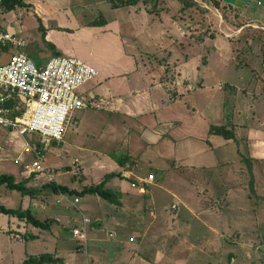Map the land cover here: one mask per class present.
Masks as SVG:
<instances>
[{
  "label": "crops",
  "instance_id": "crops-1",
  "mask_svg": "<svg viewBox=\"0 0 264 264\" xmlns=\"http://www.w3.org/2000/svg\"><path fill=\"white\" fill-rule=\"evenodd\" d=\"M23 1L29 4L28 8L33 10V14L39 20L42 38L38 36L40 39L32 45L34 47L28 48L25 45L20 49H23L22 52L33 62L36 61L37 65H43L49 58L57 55L75 56L86 62L80 57L82 51L78 44L66 43L63 31L54 29L66 27L55 25L59 14L72 20L77 31L87 29L91 33L96 31L97 35L92 33L95 39L104 36L110 26L108 19L97 11L95 12L98 14L97 18L78 23L72 18V0ZM249 1L226 0L229 4L224 3L226 6L233 4L241 8L247 6ZM141 5L138 3L131 6L134 7V16L131 19L126 22L115 19L113 22L119 37L125 33L122 27L127 31V35H131L129 37L133 43V46L130 45L132 50L122 54L123 61L116 65L113 75L103 76L105 83H102L99 89L96 91L86 87L83 89L94 96L95 100L103 103L98 109L105 111L96 112L92 116L94 128L87 129L90 131L86 136L96 137L100 142L107 137L115 144L106 148H87L88 152L96 156L94 163L98 166L97 170L103 172L101 181L107 174H117L105 182L107 188L120 194V204H114L113 207L117 210L113 212L119 213L123 209L121 206L125 204L126 187L123 185L125 179L129 180V187L133 191L136 190L135 193L138 195L146 194L151 187L162 188L164 181L168 179V189L173 184L174 191L171 193L184 205L181 214L191 218L185 225L195 229L198 227L201 232L212 233L217 237L227 227L230 233L236 234L234 240L238 237L245 238L242 242L245 249L263 248L264 96L261 94L248 108L245 101H234L232 95L235 85L230 80L224 82L225 93L220 92L219 88L217 90V84L210 82V75L206 74L210 70H205L201 64L194 65L193 58L197 57V61L199 53L191 54L187 50L189 46L187 40L182 42L181 39L174 50L169 45L168 41H172L169 31L173 29L178 31L179 28L182 30L181 26L179 28L173 26L174 23L178 25L180 23L175 18H173L175 21L172 18L169 20L164 18L161 11L150 12L146 4L142 6L143 8ZM116 8L118 7L112 9ZM94 22H99V25H92ZM183 37L189 39L187 32L183 31ZM111 78L114 80H110ZM74 122L77 123L76 120ZM212 125H222L232 135L225 137L211 133ZM84 131L86 128L82 133ZM51 143L57 144L54 141ZM24 165L17 176L10 173L15 181L22 179V182H28L26 179L30 175V170L24 168ZM43 168L46 166L40 163L31 169V172L36 169L44 170ZM34 173H31V186L26 185L28 188L35 187L34 183L45 177L48 182H42L43 185L54 182L69 189H76L64 184V181L60 182L58 178L55 179L49 169L46 172L44 170L41 173ZM161 174L162 180L159 179ZM143 179L146 182H143ZM132 183L138 185L132 187ZM36 186L35 188H40ZM139 186H142L143 191H140ZM56 193L57 204L64 200L68 201L65 195L67 193ZM21 196L23 201L17 208L22 210L29 208L37 217L34 211L38 208L41 210L43 204L39 203L40 199L22 193ZM99 197L97 198L100 199ZM70 202L66 204L67 208L72 206ZM208 202H212V206L219 202L218 207H213L221 208L216 216L211 215V219H205L210 213L206 208ZM31 203L37 207H32ZM79 204L80 200L78 207ZM107 206L111 207L110 204ZM111 211L112 208L108 214L104 212L102 215L107 217ZM37 214L40 216L38 212ZM53 217L59 220L57 216ZM39 219L42 220V216ZM110 219L113 223H119L115 216ZM44 230L15 215L0 213V231L7 233L9 238L45 239ZM249 230L250 235H247ZM49 237L50 242H53L51 244L47 242L46 247L51 249L46 253L61 261L45 264H74L78 261L76 253L67 244L57 245V240L50 235ZM108 237H114L113 232H108ZM87 239L88 228L85 242ZM218 241L220 242V238ZM6 247L7 243L0 244V249ZM96 247L97 245L95 250ZM4 255L5 252H0L1 257ZM25 256L26 254L18 262L9 260V264H20L28 258Z\"/></svg>",
  "mask_w": 264,
  "mask_h": 264
},
{
  "label": "rangeland",
  "instance_id": "rangeland-1",
  "mask_svg": "<svg viewBox=\"0 0 264 264\" xmlns=\"http://www.w3.org/2000/svg\"><path fill=\"white\" fill-rule=\"evenodd\" d=\"M72 1V18L78 23L97 18L98 14L95 13L97 11L108 19L110 25L104 36L95 39L93 34L97 35L96 31H93V34L89 29L77 31L74 22L68 20L65 15L59 14V18L55 20V25L66 26L62 29L54 28L63 31L65 42L78 44L82 51L80 57L99 71L93 81L80 89L86 87L96 91L105 83L103 76L113 75L116 65L122 63V54L132 50L130 45L133 46V43L129 37L131 35H127V31L122 27L125 33L119 37L113 22L115 19L122 22L131 19L134 16V7L119 6L114 10L110 0ZM217 1L220 3L219 6H216L213 0H155L147 3L146 7L152 9V12L161 11L162 16L168 20L175 18L180 24H173L172 21L170 23L176 28L181 26L189 39L183 37L180 28L178 31L170 30L172 41L168 43L172 49L176 48L181 39L182 42L187 40L189 44L187 50L191 54L199 53L197 61V57L193 58L194 65L201 64L205 70H210L206 74L210 75V82L216 83V88L220 89V92L225 93L224 82L230 80L235 85L232 95L234 101H245L249 108L256 98L261 94L264 96V0H250L247 6L241 8L233 4L226 6L225 3L229 4L226 0ZM186 2L190 3V6L186 7L184 5ZM141 4V7L145 6L144 3ZM32 11L25 6L6 9L0 4L3 27L24 39L28 48L34 47L32 45H35L40 39L38 36H41L39 20ZM66 43L64 45L68 46ZM16 50L23 51L16 46H9L0 51V63L5 62ZM101 111L105 112L98 108L70 112L60 144L50 143L35 133L19 135L0 125V175L11 173L17 176L24 164V168H27L33 160H38L31 147L34 148L37 143L43 147L42 140L46 145L42 150L44 158L40 159V163L46 166L43 168L45 172L49 169L55 179L64 181V184L75 187L78 191L89 186L87 184L95 185L101 181L103 172L97 170L98 166L94 163L96 156L88 152L87 148L97 149L115 145L114 141L107 137L100 142L96 137L86 136L88 131L94 128L92 116ZM75 120L78 124L74 122ZM85 128L86 131L82 133ZM76 166L79 170L73 173ZM44 170L36 169L33 172L28 170L30 175L26 180L30 182L31 173H41ZM57 174H60L59 177H56ZM47 176L50 177V174ZM161 177L162 174L159 176L160 180ZM28 182L24 184L29 187L31 182L30 184ZM42 182L48 180L42 177L38 183L36 181L37 184L34 183V186L38 185L40 188L32 187L34 192L30 197L40 199L39 203L43 204L41 210L38 208L37 211L35 209L37 205L31 203L32 207H35L34 212L37 217L42 216V220L50 223V229L44 230L45 239L9 238L7 233L0 231V244L8 245L0 249V252H5L4 256H0V264H9V260L18 262L25 254L27 257H37L41 253H46L51 249L46 247L47 242L51 240L49 235L57 240V245L67 244L76 253L78 261L74 264H264V247L245 249L242 246L245 238L238 237L234 240L236 234L230 233L227 227L217 237L212 233L201 232L198 227L195 229L185 225L191 218L181 214L184 205L171 193L174 191L173 184L168 189V179L164 181L162 188L151 187L142 195L135 193L136 190L133 191L129 187V180L125 179L123 185L126 187V199L119 213L113 212L117 210L113 203L100 197L98 199L96 194L87 193L83 196L65 194L69 202L78 196L79 209L91 220L86 242L73 237L70 231L75 221L78 222L80 215L78 209L73 206L67 208L66 204L69 203L67 200L57 204L58 193L43 187ZM22 201L19 191L11 190L5 184L0 185V203L17 208ZM173 204H176L175 208H172ZM213 206L218 207L219 204ZM213 206L212 202L206 203L210 213L205 219H211V215L216 216L215 214L219 213L221 208L214 209ZM110 208L111 214L107 217L102 215L104 212L108 214ZM53 216H57L59 220ZM112 216L119 221L118 224L111 221ZM108 232H113L114 237H108ZM247 235H250V230Z\"/></svg>",
  "mask_w": 264,
  "mask_h": 264
},
{
  "label": "built area",
  "instance_id": "built-area-1",
  "mask_svg": "<svg viewBox=\"0 0 264 264\" xmlns=\"http://www.w3.org/2000/svg\"><path fill=\"white\" fill-rule=\"evenodd\" d=\"M25 45L24 39L3 27L0 18V51L9 46L21 48ZM97 75L93 66L78 57L57 55L37 65L24 52L16 50L7 61L0 63V125L19 135L35 133L50 143L61 142L70 112L102 107L94 96L80 89ZM41 142L43 147L38 143L31 147L38 160L27 165L30 171L44 158L42 150L46 142ZM78 170L74 167L73 173ZM137 185L131 184L132 187ZM138 188L143 191L142 186ZM78 202V197L70 202L80 214L70 231L73 237L85 241L91 220L79 209ZM175 207L173 204L172 208Z\"/></svg>",
  "mask_w": 264,
  "mask_h": 264
},
{
  "label": "trees",
  "instance_id": "trees-1",
  "mask_svg": "<svg viewBox=\"0 0 264 264\" xmlns=\"http://www.w3.org/2000/svg\"><path fill=\"white\" fill-rule=\"evenodd\" d=\"M112 7H122V6H135L138 3H144L147 4L149 2L155 1V0H110ZM214 4L216 6H219L220 3L217 0H213ZM187 3V4H186ZM184 5L190 6V3L186 2ZM1 4L6 8V9H13L16 6H25L28 7L29 4L24 2L23 0H2ZM153 8H155L153 6ZM150 12L152 11L149 10ZM95 25H99V22H94ZM211 133H217L221 134L225 137H229L232 135L231 132H229L224 126H217V125H212L210 128ZM117 176L115 173L107 174L101 182L95 184V185H90L86 186L80 191L75 190V189H69L65 185H60L56 184L54 182H49L43 185V187H49L51 190L55 192H64L68 193L71 195H80L83 196L84 194H97L101 198L108 200L109 202L119 205L120 204V194L117 192H114L112 189L107 188L105 186V182L107 179ZM5 184V186L9 189L17 190L22 194H28L32 195L34 190L32 188H28L25 186L24 182L22 181H15V178L10 175V174H2L0 175V185ZM0 213L4 214H10V215H15L18 218L25 219L26 222L36 226L40 227L42 229H49L50 228V223L46 222L44 220H40L39 218L35 217L33 213L30 211L29 208L22 210L20 208H11L3 205L0 203ZM61 261L59 258H55L52 254L50 253H42L37 257L30 256L27 259H25L22 263L20 264H45V263H55Z\"/></svg>",
  "mask_w": 264,
  "mask_h": 264
}]
</instances>
